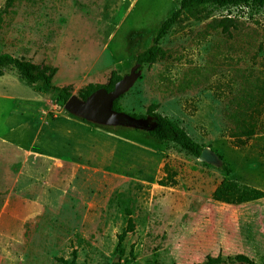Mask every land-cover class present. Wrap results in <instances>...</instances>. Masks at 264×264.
<instances>
[{"label": "rangeland", "instance_id": "1", "mask_svg": "<svg viewBox=\"0 0 264 264\" xmlns=\"http://www.w3.org/2000/svg\"><path fill=\"white\" fill-rule=\"evenodd\" d=\"M4 3L0 53L55 66L51 82L77 96L136 65L121 111L142 114L156 103L230 172L145 129L67 112L8 68L0 77V264H62L74 249L79 264H194L237 253L264 264V198H211L224 177L264 190V132L235 146L226 115L241 83L264 71V8L184 14L160 41L165 57L138 68L137 54L179 0ZM225 16L227 29L218 23ZM125 208L135 229L120 252Z\"/></svg>", "mask_w": 264, "mask_h": 264}, {"label": "trees", "instance_id": "2", "mask_svg": "<svg viewBox=\"0 0 264 264\" xmlns=\"http://www.w3.org/2000/svg\"><path fill=\"white\" fill-rule=\"evenodd\" d=\"M14 0H5L4 9L10 7ZM205 6H212L216 9L228 8H264V0H179L178 7L165 18L157 32L152 38V43L136 56L138 68L144 64H151L160 58L165 57V51L160 46L161 39L166 35L169 29L182 17L187 14L196 19L207 18L208 14L204 11ZM231 23L230 17H223L219 20V24L227 29L226 23ZM8 68H13L16 73L24 78L29 84L33 85L38 91L47 92L51 95L54 103L63 107L66 100L72 94L69 86H59L51 82L52 76L57 68L48 63H35L27 59L16 57L8 52L0 53V77ZM122 78L115 71H111L108 81L104 84L87 83L78 91V96L85 99L94 90L104 87L111 90L115 82ZM123 94H120L113 99L112 108L121 111L120 99ZM233 106L229 110L227 118L232 123L230 128V136L233 137L235 146H243L246 141L256 134L258 131L264 132V71L261 76H257L254 80H244L238 90L237 96L230 100ZM156 103L148 105L145 113L132 114L136 118L151 117L153 127L146 130L152 137L177 144L181 149L191 153L195 157H199L203 145L196 142L185 130L168 116L159 113ZM221 158V156L219 155ZM222 159V158H221ZM220 168L229 173V167L222 162ZM211 198L216 201L228 204H242L254 200L264 198V190L252 185L242 183L234 178L224 177L215 186L211 193ZM127 215L126 224L117 234V249L123 252L122 242L126 235L133 232L135 223L132 218L130 208H125ZM62 264H79L76 261V250H72L71 258L60 257L57 259ZM225 261L242 264H256L255 261L248 255L237 253L232 256L222 258L220 254L216 256L206 255L202 262L194 264H221ZM80 264H87L85 262Z\"/></svg>", "mask_w": 264, "mask_h": 264}, {"label": "water", "instance_id": "3", "mask_svg": "<svg viewBox=\"0 0 264 264\" xmlns=\"http://www.w3.org/2000/svg\"><path fill=\"white\" fill-rule=\"evenodd\" d=\"M135 68L136 65L133 66L128 75L115 82L111 90L100 87L87 95L85 99H81L76 94H71L63 105L64 110L97 123L151 129L153 122H148V116L136 118L126 112L112 108L113 99L125 92L135 80ZM198 158L215 166L222 164L219 155L209 147H203Z\"/></svg>", "mask_w": 264, "mask_h": 264}, {"label": "crops", "instance_id": "4", "mask_svg": "<svg viewBox=\"0 0 264 264\" xmlns=\"http://www.w3.org/2000/svg\"><path fill=\"white\" fill-rule=\"evenodd\" d=\"M39 120H44V119L40 118ZM69 132H71V131L68 130V133ZM24 155H33L34 157L51 158V156L48 155L46 152H38V151H34L33 152V151H30V150H26Z\"/></svg>", "mask_w": 264, "mask_h": 264}]
</instances>
